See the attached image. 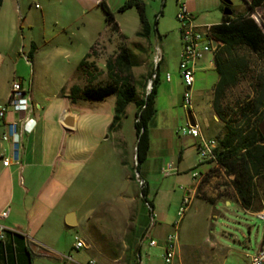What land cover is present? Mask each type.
I'll return each instance as SVG.
<instances>
[{
	"label": "rangeland",
	"instance_id": "1",
	"mask_svg": "<svg viewBox=\"0 0 264 264\" xmlns=\"http://www.w3.org/2000/svg\"><path fill=\"white\" fill-rule=\"evenodd\" d=\"M97 1L11 0L9 14L0 22V97L14 79L35 93L44 86L54 89L64 75L74 76V80L78 78L84 86L82 72H72L71 66L83 61L98 39L90 61H95L103 71L100 80H108V59L119 53L121 46H127L140 63L132 73L138 97H143L145 91L150 93L152 79L146 90L143 84L156 71L153 61L156 49L160 48L164 60L158 73L157 112L149 125L151 147L147 161L139 169L148 183V200L154 204L155 219L143 197H138L139 189L135 186L139 177L135 171L138 111L135 103L128 106L121 132L98 130L97 151L80 183L73 186V191L77 189V192H72L68 204L76 206L80 216L91 208L104 215L100 218L99 233L92 232L91 239L105 245V253L127 255L128 249L121 247L135 226L142 245V264H168L165 245L169 235L176 231L183 200L195 184L192 174L205 173L209 166L195 148V140L182 132L188 126L189 109L184 103L186 88L180 70L183 44L179 5L186 3L197 26L212 27L223 22L225 4L223 0H141L154 28L151 40L147 41L137 36L142 29L137 8L119 12L129 0L99 1H105L115 15L120 33L106 21V13ZM232 2L230 8L235 16L247 13L246 0ZM262 14L259 10L253 18L260 23ZM32 44L40 51L36 62L28 57ZM56 47L60 54L53 55ZM237 54L247 59L249 68L240 77L238 85L225 95L222 111L229 122H241L243 108L259 96V77L264 76V60L259 55L248 50H240ZM205 62L199 65L195 76L190 111L197 117L206 139L218 140L226 132L225 122L214 107L219 74L215 69H204ZM168 74L171 75L170 82L167 81ZM116 101L117 96H111L104 101H82V105L100 114L101 127L103 121L110 122ZM263 122L264 119L253 120L258 126ZM123 160L128 165H123ZM169 165L174 169L163 173L162 169ZM133 173H137L135 184L129 178ZM234 179V175L222 168V171L215 170L201 184L180 222L177 257L171 264H250L264 236V220L256 216V212L264 209V179L256 182L252 211L241 205ZM209 183H212V189L206 191ZM126 193L136 198L137 204V217L132 216L129 221L125 219L129 201L119 197ZM228 200L231 204L226 203ZM151 240L157 241L158 245L150 246Z\"/></svg>",
	"mask_w": 264,
	"mask_h": 264
},
{
	"label": "crops",
	"instance_id": "2",
	"mask_svg": "<svg viewBox=\"0 0 264 264\" xmlns=\"http://www.w3.org/2000/svg\"><path fill=\"white\" fill-rule=\"evenodd\" d=\"M10 3L11 0H3L0 5V22L9 14ZM99 41H94L91 48ZM53 49V55L60 54L59 47ZM39 53L37 46L33 62L37 61ZM211 58L208 54L200 62L206 61L204 69H215L210 65ZM81 62L71 66L72 72L79 71ZM13 83L2 93L0 107L8 103ZM22 85L33 101L32 117L37 125L31 134L23 136L21 165L12 163L6 167L3 158L11 155L12 146L3 140V136L7 133V124L18 116L11 114L6 121L0 122V229L5 230L6 236L0 240V264H140L142 245L135 226L121 247L128 249L127 255L105 253V245L91 239L92 232L99 233L100 218L104 215L91 208L80 216L77 207L68 204L72 192H77V189L73 191V186L80 183L84 170L97 151L98 130L109 131L115 111L110 122L103 121L100 127L98 112L86 108L82 101L74 103L70 99L71 89L81 86L74 76L64 75L54 89L44 86L36 93L24 83ZM193 116L198 124L194 113ZM121 130L111 133L117 134ZM193 139L198 149L199 140ZM208 165L205 173L212 170L213 166ZM211 184L205 187L206 191L212 189ZM135 186L139 189L137 184ZM119 197L129 201L125 219L129 221L132 216L137 217L136 198L127 193ZM226 203L231 204V200ZM4 213L8 216L4 217ZM71 215H74V226L67 223ZM77 236L85 242V248L76 250ZM108 247L113 248L111 245Z\"/></svg>",
	"mask_w": 264,
	"mask_h": 264
},
{
	"label": "trees",
	"instance_id": "3",
	"mask_svg": "<svg viewBox=\"0 0 264 264\" xmlns=\"http://www.w3.org/2000/svg\"><path fill=\"white\" fill-rule=\"evenodd\" d=\"M246 3L248 6L246 14L235 16L233 12L232 16L224 15L223 22L212 28V33L219 43L216 54V71L219 74V81L214 90V107L220 119L225 122L226 129V132L218 137V163L235 176L233 185L239 201L243 208L252 210L255 202L256 182L259 179H264V136L260 131V126L253 123L254 118L264 119V76L259 77V96L248 102L243 108L241 122L227 121L222 111L227 91L238 85L240 77L249 68L247 59L244 56L240 57L237 54L238 51L248 50L264 60V0H246ZM2 4L3 0H0V5ZM224 4L226 7L227 4L225 2ZM99 5L106 13V21L112 25L114 31L120 33V26L109 6L105 1H101ZM134 7L139 12L142 25L137 36L150 41L154 28L148 19L145 3L141 0H129L119 9V12L123 13ZM259 10L263 12L260 23L253 18V15ZM121 36L124 38L123 35ZM94 50L95 46L79 65L78 70L83 74L84 86H74L70 91V99L77 103L79 101H104L111 96H117L115 117L110 126V132L122 129L128 106L131 103L136 104L138 111L136 113L135 171L139 175V169L147 161L151 147L149 125L157 112L159 70L151 74L150 78H146L143 84V88L146 90L149 80L157 75L152 91L149 94L145 91L143 97H138L139 91L134 82L132 71L138 68L140 63L130 48L121 46L119 53L108 59L106 63L107 81L100 80L103 71L95 61H90ZM36 51L37 46L33 44L28 56L29 60L33 61ZM123 164L128 165L125 160H123ZM137 173H133L131 176L132 181H136ZM142 194L143 200L150 203L154 209V204L148 200L149 190H143Z\"/></svg>",
	"mask_w": 264,
	"mask_h": 264
},
{
	"label": "built area",
	"instance_id": "4",
	"mask_svg": "<svg viewBox=\"0 0 264 264\" xmlns=\"http://www.w3.org/2000/svg\"><path fill=\"white\" fill-rule=\"evenodd\" d=\"M178 19L181 22V40L183 44V51L181 55L180 70L183 83L185 85L186 91L184 94L185 106L191 110L193 107L192 95L194 90V85L196 81V73L199 70L200 62L206 57V55H211L210 65L216 69V54L219 49V43L216 41L212 28L213 26L200 27L195 24V18L188 11L185 2H181L179 5ZM164 60L163 52L160 48L156 49V55L154 57L155 70L160 69V65ZM157 75H154L149 84L150 92L153 88V82ZM167 81H171V75H167ZM34 109V104L23 88L20 81L15 80L12 86V91L10 94V99L8 103L0 107V122L6 121L9 115L14 114L18 116V119L13 120L7 124V133L4 134L3 140L11 143L12 150L11 155L3 158L4 166L8 167L12 163L21 165V157L23 151V136L25 134H31L36 125L37 121L32 117ZM193 113V112H192ZM182 132L184 135L191 136L199 140L198 153L201 158L211 164L212 170L207 173L195 172L192 174L196 184L189 189L188 195L184 198L182 206L179 210L180 221L175 225V233L169 235L166 245H165V261L171 264L175 261L177 257V246L179 242L180 222L184 219L188 210L190 209L192 202L198 192L201 184L215 171L221 170L222 167L218 163L217 150L219 148V142L216 139H206L202 133L199 124L192 126L190 120L188 119L187 128H183ZM173 166L169 165L162 169L163 173H169L173 170ZM138 187L140 190V197H143L142 191L148 189V183L139 174L138 177ZM150 208L151 216L153 220L155 219V212L150 203H146ZM4 217L8 216V213L3 214ZM256 216L264 220V209L256 212ZM149 235L146 236L148 238ZM5 239V230L0 229V240ZM158 243L155 240H151L150 246H157ZM86 244L78 236L76 237V250L85 248ZM140 258V257H139ZM71 259V258H70ZM141 259L138 263L141 264ZM250 264H264V245L259 248L257 253L251 258Z\"/></svg>",
	"mask_w": 264,
	"mask_h": 264
},
{
	"label": "water",
	"instance_id": "5",
	"mask_svg": "<svg viewBox=\"0 0 264 264\" xmlns=\"http://www.w3.org/2000/svg\"><path fill=\"white\" fill-rule=\"evenodd\" d=\"M227 6L226 8L224 9V15L226 16H232L233 15V11L231 10L230 6L233 5V2L232 0H223ZM188 118L192 124V126H196V122H195V119H194V116H193V113L191 111H188ZM66 126L70 127V124H68V122H65ZM260 131L262 133V135L264 136V122L260 125ZM72 218H74V215H71L68 219V225L70 226H74L76 225L74 223V221H72Z\"/></svg>",
	"mask_w": 264,
	"mask_h": 264
},
{
	"label": "flooded vegetation",
	"instance_id": "6",
	"mask_svg": "<svg viewBox=\"0 0 264 264\" xmlns=\"http://www.w3.org/2000/svg\"><path fill=\"white\" fill-rule=\"evenodd\" d=\"M226 8V7H225Z\"/></svg>",
	"mask_w": 264,
	"mask_h": 264
}]
</instances>
